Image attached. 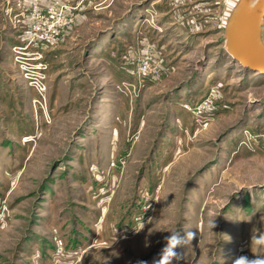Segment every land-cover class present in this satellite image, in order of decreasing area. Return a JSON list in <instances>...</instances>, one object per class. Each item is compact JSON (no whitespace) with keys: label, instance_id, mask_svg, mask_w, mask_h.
<instances>
[{"label":"rangeland","instance_id":"374dc122","mask_svg":"<svg viewBox=\"0 0 264 264\" xmlns=\"http://www.w3.org/2000/svg\"><path fill=\"white\" fill-rule=\"evenodd\" d=\"M238 1L0 0V264H153L186 230L172 264L264 257V75L226 51Z\"/></svg>","mask_w":264,"mask_h":264},{"label":"water","instance_id":"95a60500","mask_svg":"<svg viewBox=\"0 0 264 264\" xmlns=\"http://www.w3.org/2000/svg\"><path fill=\"white\" fill-rule=\"evenodd\" d=\"M264 0H239L226 28V51L243 67L264 74Z\"/></svg>","mask_w":264,"mask_h":264},{"label":"clouds","instance_id":"9594fccd","mask_svg":"<svg viewBox=\"0 0 264 264\" xmlns=\"http://www.w3.org/2000/svg\"><path fill=\"white\" fill-rule=\"evenodd\" d=\"M142 228L136 231L139 232ZM170 233V235L164 237L165 247L162 248L159 259L155 260L153 264H172L173 260L182 259V254L177 252L176 249L189 246L196 238V233L188 230L185 231L183 236L178 231H170ZM253 240L258 244L264 243V235L254 236ZM138 264H145V262L139 261ZM234 264H264V257L256 256L254 259H249L246 256H241L234 261Z\"/></svg>","mask_w":264,"mask_h":264},{"label":"built area","instance_id":"2783aa9c","mask_svg":"<svg viewBox=\"0 0 264 264\" xmlns=\"http://www.w3.org/2000/svg\"><path fill=\"white\" fill-rule=\"evenodd\" d=\"M141 73H142V72H141ZM149 73H150L149 69H146V68H145V69L143 70V73H142V74H143V77H147V76L149 75ZM39 93L41 94V91H39Z\"/></svg>","mask_w":264,"mask_h":264},{"label":"bare ground","instance_id":"6f19581e","mask_svg":"<svg viewBox=\"0 0 264 264\" xmlns=\"http://www.w3.org/2000/svg\"><path fill=\"white\" fill-rule=\"evenodd\" d=\"M15 50H16V49H15ZM20 50H21V48L18 47V51H16V52H17V53H20V52H21ZM230 57H231L230 59L234 60L232 56H230ZM234 61H235V60H234ZM241 66H242V65H241ZM244 68H245V67H244ZM252 72H254V71H252ZM254 73H256V72H254ZM263 75H264V74H263ZM27 79H28V78H27Z\"/></svg>","mask_w":264,"mask_h":264}]
</instances>
